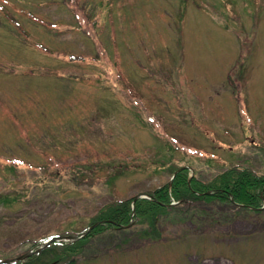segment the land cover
<instances>
[{
	"label": "rangeland",
	"instance_id": "374dc122",
	"mask_svg": "<svg viewBox=\"0 0 264 264\" xmlns=\"http://www.w3.org/2000/svg\"><path fill=\"white\" fill-rule=\"evenodd\" d=\"M182 166L264 174V0H0V260ZM172 204L6 264H264V208Z\"/></svg>",
	"mask_w": 264,
	"mask_h": 264
},
{
	"label": "trees",
	"instance_id": "16d2710c",
	"mask_svg": "<svg viewBox=\"0 0 264 264\" xmlns=\"http://www.w3.org/2000/svg\"><path fill=\"white\" fill-rule=\"evenodd\" d=\"M173 171L176 173L171 183L146 193L150 198L130 197L113 203L106 211L100 213L97 221H104V223L96 226L92 232L101 231L105 227L127 229V225L133 218L151 219L149 224L153 227L156 223V216L160 212L174 208L170 205L172 201L179 202L178 204H183L187 200L230 203L232 202L230 197H232L235 203L242 205L243 210L250 208L252 211H258L263 206L264 174L256 175L247 168L231 167L213 179L202 182L194 175L190 176L188 168L178 167ZM91 233L85 237L90 236ZM58 243L63 244V242ZM75 243L76 241L66 243V245L71 246ZM45 249L31 254L26 259L36 261Z\"/></svg>",
	"mask_w": 264,
	"mask_h": 264
},
{
	"label": "water",
	"instance_id": "95a60500",
	"mask_svg": "<svg viewBox=\"0 0 264 264\" xmlns=\"http://www.w3.org/2000/svg\"><path fill=\"white\" fill-rule=\"evenodd\" d=\"M138 197H141V196H136V198H138ZM98 223L99 222H96L93 225L89 226V228L87 230L83 231L79 236H77V235H69V236H66V237H61V236L51 237V238L47 239L45 242H43L42 244H40V246L35 250V252H39L43 247H45L46 245H48L52 241H73V240H76V239H78L80 237H83L91 229H93L96 225H98ZM33 252H34L33 250H28L27 252L15 257V258L6 259V260H0V263H10V262H14V261H19V260H22V259L28 257Z\"/></svg>",
	"mask_w": 264,
	"mask_h": 264
}]
</instances>
